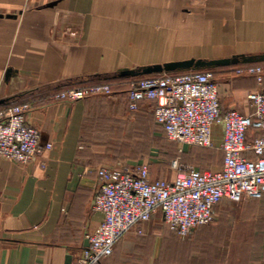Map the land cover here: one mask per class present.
Returning a JSON list of instances; mask_svg holds the SVG:
<instances>
[{"label":"crops","instance_id":"obj_1","mask_svg":"<svg viewBox=\"0 0 264 264\" xmlns=\"http://www.w3.org/2000/svg\"><path fill=\"white\" fill-rule=\"evenodd\" d=\"M263 53L264 0H0V106L30 102L28 122L42 142L53 143L45 167L0 156V264H74L101 223L102 213L91 207L102 161L98 121L111 119L107 125L122 131L155 120L152 101L129 108L135 77L120 70ZM234 66L216 68L233 74ZM92 84H109L114 93L55 98ZM220 90L223 112L250 113L247 93L264 91V80L236 75ZM215 130L219 144L221 127ZM140 227L126 232L103 263L264 264V196L224 199L216 219L186 238L170 231L161 212Z\"/></svg>","mask_w":264,"mask_h":264},{"label":"built area","instance_id":"obj_2","mask_svg":"<svg viewBox=\"0 0 264 264\" xmlns=\"http://www.w3.org/2000/svg\"><path fill=\"white\" fill-rule=\"evenodd\" d=\"M237 76L264 80V62L238 64ZM113 86L92 84L64 89L55 98L75 102L95 95H112ZM129 108L154 102L157 123L165 135L184 146H215V125L221 127V169L187 167L175 160L171 179L151 178L149 165L117 163L96 168L97 187L92 210L101 223L86 235L89 244L74 264H104L117 241L129 230L161 212L171 232L188 237L199 225L216 219L224 199L240 202L264 196V91L250 90V113L237 108L223 112L220 82L212 69L185 70L133 78L128 89ZM30 102L0 106V156L22 164L46 166L45 153L53 143L42 142L40 130L27 120Z\"/></svg>","mask_w":264,"mask_h":264},{"label":"rangeland","instance_id":"obj_3","mask_svg":"<svg viewBox=\"0 0 264 264\" xmlns=\"http://www.w3.org/2000/svg\"><path fill=\"white\" fill-rule=\"evenodd\" d=\"M214 71L220 84L236 77L230 68H215ZM105 112L110 113L108 110ZM98 122V129L101 131L98 139L102 142V148L98 150L102 161L98 166L111 163L146 162L151 171V178L171 179L176 174L173 165L175 160L184 166L199 169H214L221 164L220 143L216 142L215 146L207 148L192 146L189 150H185L188 146H184L181 150L177 142L167 138L164 131L156 127L155 120L151 117L139 120L132 127L127 125L122 131L111 129L107 125L112 122L111 119L110 122L107 119H101ZM229 201L233 204L242 202Z\"/></svg>","mask_w":264,"mask_h":264},{"label":"water","instance_id":"obj_4","mask_svg":"<svg viewBox=\"0 0 264 264\" xmlns=\"http://www.w3.org/2000/svg\"><path fill=\"white\" fill-rule=\"evenodd\" d=\"M264 62V53L260 55H234L232 57L218 59L189 58L177 61H168L136 67L132 69H122L119 71L121 77H139L151 74H160L168 72H179L185 70L213 69L220 66L238 65L240 63ZM88 239L85 245L88 246Z\"/></svg>","mask_w":264,"mask_h":264},{"label":"trees","instance_id":"obj_5","mask_svg":"<svg viewBox=\"0 0 264 264\" xmlns=\"http://www.w3.org/2000/svg\"><path fill=\"white\" fill-rule=\"evenodd\" d=\"M198 147H199V146H198ZM222 201H223V200H222ZM222 201H221V202H222ZM221 202H220V203H221ZM216 207H217V206H216Z\"/></svg>","mask_w":264,"mask_h":264}]
</instances>
